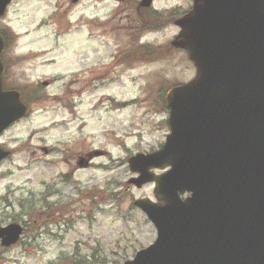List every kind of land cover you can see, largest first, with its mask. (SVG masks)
Wrapping results in <instances>:
<instances>
[{
  "label": "rangeland",
  "instance_id": "374dc122",
  "mask_svg": "<svg viewBox=\"0 0 264 264\" xmlns=\"http://www.w3.org/2000/svg\"><path fill=\"white\" fill-rule=\"evenodd\" d=\"M139 1L13 0L0 17L5 87L20 89L29 108L0 135L11 152L0 162V225L23 227L16 244L0 248V264H117L155 239L133 205L154 199V184H128L136 173L127 158L164 142L158 86L187 82L195 69L184 50L170 46L178 32L172 14L161 29L132 35ZM190 6L151 3L177 16ZM142 37L161 57L145 59L139 50L125 60L130 65L120 63ZM86 155L89 164L79 167Z\"/></svg>",
  "mask_w": 264,
  "mask_h": 264
},
{
  "label": "water",
  "instance_id": "95a60500",
  "mask_svg": "<svg viewBox=\"0 0 264 264\" xmlns=\"http://www.w3.org/2000/svg\"><path fill=\"white\" fill-rule=\"evenodd\" d=\"M11 1L0 0V17ZM174 23L171 45L187 51L195 75L166 93L159 149L127 159L137 174L128 184L154 183L155 200L133 205L156 237L117 264H264V0H192ZM3 69L0 58V134L28 113L19 92L4 89ZM9 154L0 147V161ZM22 230L0 225V246Z\"/></svg>",
  "mask_w": 264,
  "mask_h": 264
},
{
  "label": "trees",
  "instance_id": "16d2710c",
  "mask_svg": "<svg viewBox=\"0 0 264 264\" xmlns=\"http://www.w3.org/2000/svg\"><path fill=\"white\" fill-rule=\"evenodd\" d=\"M171 14L176 17L177 13L175 12V10H170L167 12H163V13H151L150 11H146L145 12V17H144V21L143 23V31H152V30H158L161 29V27H163L164 25H166L167 21L171 20ZM151 15V16H150ZM170 17V18H169ZM140 50L143 51L145 53V55L147 56L145 59H154V58H160L162 55V51H159V48L154 46V45H150L148 43H141L140 45H138ZM3 59V58H2ZM7 66V64H6ZM177 83H171V85H167L165 87H161L158 86V90L159 93H161V98H162V104L164 109H166V104H165V99H164V93L173 85H176ZM20 94L21 97L23 99V93L20 89H17ZM108 199H112L111 197H108Z\"/></svg>",
  "mask_w": 264,
  "mask_h": 264
},
{
  "label": "flooded vegetation",
  "instance_id": "af4514ba",
  "mask_svg": "<svg viewBox=\"0 0 264 264\" xmlns=\"http://www.w3.org/2000/svg\"><path fill=\"white\" fill-rule=\"evenodd\" d=\"M78 1V0H77ZM114 1H122V0H114ZM141 1V0H140ZM140 1H139V4L137 5L136 7V15L135 17L132 19V24L133 26L130 27V31L132 32V35L136 36V38H140L142 36V33H143V21H144V17H145V12L146 11H150L151 13L155 14V13H159L158 11L156 10H153L151 8V3H152V0H151V3H150V6L149 7H143L140 5ZM115 10V8H114ZM141 11H143L141 13ZM186 12V11H185ZM185 12H183L181 15H183ZM151 16V15H150ZM180 16V15H179ZM129 22V21H128ZM136 42V39L134 38V48L133 50H131V52L128 50L126 51L122 56H121V59H120V63H122L123 65H130V62L129 61H125L133 56H135L137 54V56H139L138 54V51L140 50L139 46L136 45L137 43ZM141 51V50H140ZM142 52V51H141ZM186 52V51H185ZM187 53V52H186ZM194 66V65H193ZM104 68V67H103ZM96 79H99V78H93V80H96ZM11 153V152H10ZM84 158H86V163H84L82 166H87L89 164V160L91 159L90 155H86ZM78 164V162H77ZM79 166V165H78ZM82 166H79V167H82ZM72 171V170H71ZM69 172L70 174H73V172ZM68 174V173H67ZM67 177V176H66ZM68 177H69V174H68Z\"/></svg>",
  "mask_w": 264,
  "mask_h": 264
},
{
  "label": "clouds",
  "instance_id": "9594fccd",
  "mask_svg": "<svg viewBox=\"0 0 264 264\" xmlns=\"http://www.w3.org/2000/svg\"><path fill=\"white\" fill-rule=\"evenodd\" d=\"M146 39H147L146 37H142L140 40V43H145ZM129 147H131V146L129 145ZM147 157H148V155H145V158H147ZM105 163H107V161H105ZM165 204H166V201L163 199H160L159 206L163 207V206H165Z\"/></svg>",
  "mask_w": 264,
  "mask_h": 264
}]
</instances>
